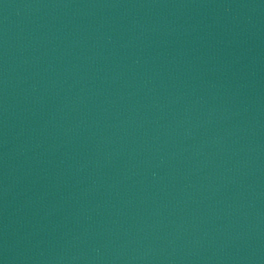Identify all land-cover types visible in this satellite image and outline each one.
<instances>
[{
    "label": "water",
    "instance_id": "obj_1",
    "mask_svg": "<svg viewBox=\"0 0 264 264\" xmlns=\"http://www.w3.org/2000/svg\"><path fill=\"white\" fill-rule=\"evenodd\" d=\"M0 264H264V0H0Z\"/></svg>",
    "mask_w": 264,
    "mask_h": 264
}]
</instances>
